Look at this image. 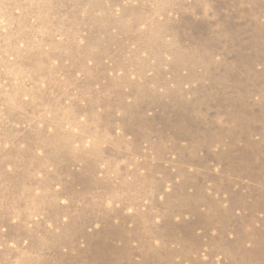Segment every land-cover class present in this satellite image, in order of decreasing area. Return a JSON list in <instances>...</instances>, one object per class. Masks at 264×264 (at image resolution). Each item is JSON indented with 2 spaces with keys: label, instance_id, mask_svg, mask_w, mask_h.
<instances>
[{
  "label": "rangeland",
  "instance_id": "1",
  "mask_svg": "<svg viewBox=\"0 0 264 264\" xmlns=\"http://www.w3.org/2000/svg\"><path fill=\"white\" fill-rule=\"evenodd\" d=\"M0 264H264V0H0Z\"/></svg>",
  "mask_w": 264,
  "mask_h": 264
}]
</instances>
